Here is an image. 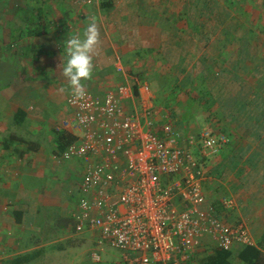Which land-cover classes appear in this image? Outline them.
Wrapping results in <instances>:
<instances>
[{"label": "crops", "instance_id": "crops-1", "mask_svg": "<svg viewBox=\"0 0 264 264\" xmlns=\"http://www.w3.org/2000/svg\"><path fill=\"white\" fill-rule=\"evenodd\" d=\"M222 2L0 0V259L29 233L69 223L73 231L79 165L53 160V126L68 112L63 42L82 33L91 15L101 22L102 44L86 89L149 84L153 105L150 87L168 88L163 81L173 79L181 88L174 124L227 136L205 164L207 201L218 198V213L244 223L264 253V31H254L251 18L244 25L229 18Z\"/></svg>", "mask_w": 264, "mask_h": 264}, {"label": "built area", "instance_id": "built-area-1", "mask_svg": "<svg viewBox=\"0 0 264 264\" xmlns=\"http://www.w3.org/2000/svg\"><path fill=\"white\" fill-rule=\"evenodd\" d=\"M86 93L83 101L65 95L68 112L53 131L70 142L53 160L80 167L73 232L96 239L92 262L101 243L119 251L121 264H198L212 248L252 245L245 224L229 223L203 192L206 160L225 134L203 127L182 142L170 119L157 124L147 84Z\"/></svg>", "mask_w": 264, "mask_h": 264}, {"label": "rangeland", "instance_id": "rangeland-1", "mask_svg": "<svg viewBox=\"0 0 264 264\" xmlns=\"http://www.w3.org/2000/svg\"><path fill=\"white\" fill-rule=\"evenodd\" d=\"M222 4L226 7V10L228 11L227 13H229L228 15H231L229 18L232 17L231 19H235L236 21L240 20L242 25H244L245 22H248L251 18L253 30L259 32L264 31V0H223ZM224 18L227 17L224 16ZM228 21L230 20L228 19ZM179 74L180 73H178V75ZM141 76L142 75L136 74L133 77H136L138 80L141 79ZM97 78L100 79L101 74ZM172 81L173 79H165L163 81V84H165L168 88L158 87V85L162 83L160 81H155L154 87H150L156 98L154 100L155 102L153 101V111L157 116L158 125H161L162 121L166 118L170 119L173 123L180 122L179 119L175 120L176 116L172 114V110L174 112V108L178 107L177 104L180 103L181 88L177 84H172ZM175 82L177 81L174 80V83ZM147 86L149 88V84H147ZM171 100L175 101V104L171 103ZM174 126L178 130L182 142L187 143L189 139H195L197 130L191 131L192 128L188 130L183 129L182 126L175 124ZM189 130L191 134L187 133ZM77 168L80 173V167ZM212 205H214V207L217 208V211L220 212L219 206L221 205V201L218 200V198L217 201L213 200ZM55 220V226L58 224L59 226H62L60 224L62 220L61 218H55ZM65 227L63 231H57L53 228V226H48L44 228V231L38 233V235L29 233L28 237L24 239V242H21V245L16 248L10 247L9 254H11V256L9 257L16 255L15 253L18 252H20L18 254H21L39 251L37 257L27 264H121L119 251L111 248L106 243H101L100 245V249L102 250L100 253V261L97 263L92 262L88 255V252L91 249V239L83 235L74 236L70 223L68 224V227ZM240 248L241 247H234L231 251L233 255H235ZM1 261H3V259H0V263ZM231 261L232 264H240L234 256Z\"/></svg>", "mask_w": 264, "mask_h": 264}, {"label": "clouds", "instance_id": "clouds-1", "mask_svg": "<svg viewBox=\"0 0 264 264\" xmlns=\"http://www.w3.org/2000/svg\"><path fill=\"white\" fill-rule=\"evenodd\" d=\"M100 25L99 18L91 15L82 33L70 34L63 42L61 74L67 81L74 101H83L87 96L85 82L93 77L94 58L99 54L102 44ZM60 91L64 92L66 89L61 88Z\"/></svg>", "mask_w": 264, "mask_h": 264}, {"label": "trees", "instance_id": "trees-1", "mask_svg": "<svg viewBox=\"0 0 264 264\" xmlns=\"http://www.w3.org/2000/svg\"><path fill=\"white\" fill-rule=\"evenodd\" d=\"M23 115V112L18 110L14 115V119L21 120L23 119ZM56 142L57 149L60 151L70 142V139L64 135H56ZM38 253L39 251H32L16 254L3 259L0 264H27L35 259ZM233 256L240 264H264V253L253 245L242 246L235 255L231 251L213 248L198 264H232L231 260Z\"/></svg>", "mask_w": 264, "mask_h": 264}]
</instances>
